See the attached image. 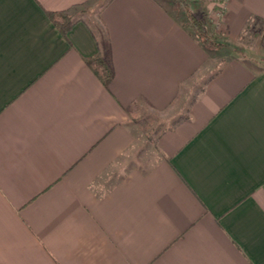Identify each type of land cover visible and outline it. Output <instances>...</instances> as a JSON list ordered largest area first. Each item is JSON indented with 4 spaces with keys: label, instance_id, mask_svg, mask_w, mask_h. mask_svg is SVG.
<instances>
[{
    "label": "crops",
    "instance_id": "0c3cea01",
    "mask_svg": "<svg viewBox=\"0 0 264 264\" xmlns=\"http://www.w3.org/2000/svg\"><path fill=\"white\" fill-rule=\"evenodd\" d=\"M89 1L0 0V264H264V67L225 59L158 159L107 185L138 109H167L211 55L160 0H105L103 33L48 16ZM253 21L264 0L225 1L229 44ZM105 43L108 87L85 62Z\"/></svg>",
    "mask_w": 264,
    "mask_h": 264
},
{
    "label": "rangeland",
    "instance_id": "374dc122",
    "mask_svg": "<svg viewBox=\"0 0 264 264\" xmlns=\"http://www.w3.org/2000/svg\"><path fill=\"white\" fill-rule=\"evenodd\" d=\"M160 1L163 5L168 6L177 16L185 18L183 11L176 10L173 7V0ZM184 1L188 2L190 7L194 8L198 14L204 13L212 24L214 31L219 35V40L229 44L225 30L220 24L225 3L224 0ZM104 2L105 0H91L79 8L81 9L80 16L89 21L91 25L96 26L101 33H103L104 30L103 27L98 24L96 15ZM263 30L264 28L261 23L253 21L248 28H245L241 32L237 41L231 44L235 49H209L211 58L202 65L201 69L197 71L195 75L183 83L179 94L171 106L164 111L149 112L146 107L139 108L137 116L134 118L137 120L134 125L137 136L135 145L112 170L107 172L105 175V183L108 185V183L118 179L120 175L132 166L146 168L158 159L159 154L154 147L157 135L164 129L171 127L177 120L187 115L188 106L191 101L197 97L207 79L225 59H228L230 56L243 57L257 62V65L264 67Z\"/></svg>",
    "mask_w": 264,
    "mask_h": 264
},
{
    "label": "trees",
    "instance_id": "16d2710c",
    "mask_svg": "<svg viewBox=\"0 0 264 264\" xmlns=\"http://www.w3.org/2000/svg\"><path fill=\"white\" fill-rule=\"evenodd\" d=\"M172 3L176 10L184 12V27L189 28L192 31V34L198 38L203 47L208 50L216 48L235 49L231 44L219 40V35L214 31L212 24L206 18L204 13L198 14L196 10L191 8L189 3L184 0H173ZM80 12L81 9L75 7L70 11H49L48 16L59 31L62 34H65L77 20H81ZM248 26L249 25L247 24L245 28H248ZM108 48V44L105 43L104 48H99L98 52L85 58L87 65L105 87H108L114 76L113 65Z\"/></svg>",
    "mask_w": 264,
    "mask_h": 264
},
{
    "label": "built area",
    "instance_id": "2783aa9c",
    "mask_svg": "<svg viewBox=\"0 0 264 264\" xmlns=\"http://www.w3.org/2000/svg\"><path fill=\"white\" fill-rule=\"evenodd\" d=\"M224 1H226V0H224Z\"/></svg>",
    "mask_w": 264,
    "mask_h": 264
}]
</instances>
